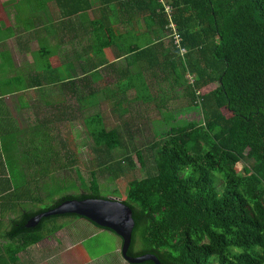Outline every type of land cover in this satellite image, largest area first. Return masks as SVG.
Instances as JSON below:
<instances>
[{"label":"trees","instance_id":"obj_1","mask_svg":"<svg viewBox=\"0 0 264 264\" xmlns=\"http://www.w3.org/2000/svg\"><path fill=\"white\" fill-rule=\"evenodd\" d=\"M100 1L105 11L113 10L112 0ZM118 1L123 2L124 28L135 25L132 21L138 16L144 19L148 15V21H156L153 26L158 31L167 33L172 44L167 51L172 59V76H178L181 70L189 77L184 88L189 111L202 116L200 120L184 119L181 113L170 110L173 117L163 119L168 125L164 128L167 135L152 145L156 149L154 173L129 182L124 202L132 209L135 221L129 256L154 255L162 264H264V0H167L186 55L175 44L173 31L168 28L171 21L160 0ZM134 5L138 12L131 10ZM92 8L89 4L85 12ZM82 13L79 10L75 14ZM112 25L110 19L94 21L87 31L95 39L87 49L82 48V39L78 45L81 49L75 47L71 52L60 45L40 44L32 54L31 69L36 70L28 73L26 89L20 90L37 91L47 107L60 108L71 98L79 109L99 106L101 92L97 85L104 79L101 70L115 69L103 58L115 46L110 42L115 33ZM138 51V47L128 49L117 58H126L127 74L129 56ZM148 54L152 52L143 50L137 57ZM88 55L92 59L84 65ZM98 75L100 79L96 80ZM14 85L11 83V87ZM212 85H216L214 90L202 94ZM131 91L136 92L134 103L153 102L152 97L142 98L143 90L130 78L118 84L110 101L119 99V105L125 102L120 109L128 113L125 107ZM51 96L56 101H49ZM63 117L59 112L58 122ZM85 122L99 154L111 155L122 147L121 130L109 128L101 113ZM50 138L48 134L49 142ZM61 145L64 150L65 145ZM67 153L65 149L64 155ZM138 160L144 166L141 153ZM125 162L134 165L128 155L115 166V177L125 173ZM89 198H103L95 173L89 193L63 195L48 208L25 213L12 223L8 237L22 239L24 249L38 244L45 238L49 222L63 217L86 218L50 216L27 229L31 218L63 201ZM58 230L56 227L51 233Z\"/></svg>","mask_w":264,"mask_h":264},{"label":"crops","instance_id":"obj_2","mask_svg":"<svg viewBox=\"0 0 264 264\" xmlns=\"http://www.w3.org/2000/svg\"><path fill=\"white\" fill-rule=\"evenodd\" d=\"M25 1L0 0V264H75L76 254L73 252L83 241L76 243L68 234L62 233V228H59L58 233L50 234L57 227L54 221L47 224L46 237L40 243L25 249L22 248V239L8 237L15 220L25 213L48 208L58 201L57 197L55 202L47 201V192L38 199L31 196L32 183L53 182L59 174V167L68 165L65 158L67 156L59 157L58 146L52 142V138L50 142L45 138L46 143H41L42 147L48 146L49 152L46 155L39 154L41 150L34 151L41 148V144L36 142L37 139L31 138V143L27 142V134L37 133L35 129H38V133H42L40 129H44L48 134L53 129L57 130L43 121L34 123L29 120L35 108L44 102L43 95H39L37 91L20 90L26 89L28 73L36 70L31 69L33 64L26 62L31 48L39 49L40 44L51 47L60 45L62 50L71 52L78 47L79 39H82V48L87 49L95 39L92 32H88L92 29V23L110 19L116 22L115 33L110 41L115 46L107 50L103 58L115 65L113 73L121 78H117L118 84L125 83L129 78L136 80L139 87L149 88L142 95L158 97V101L162 103L178 101V96L185 97V86L178 76H172V59L167 52L172 44L167 33L158 31L153 26L156 21H148V15L146 19H142V15L138 16V19L132 21L135 25L124 28L122 1L112 0L113 10L107 12L100 0H34L33 7L18 15ZM89 4L93 8L85 12ZM138 6L134 5L131 10L138 12ZM79 10H83V13L76 16L75 13ZM135 47L140 51L129 56L131 67L130 74H127L126 58H117ZM77 49L80 50L81 47ZM143 50H150L152 54L138 58L137 55ZM89 59H92V55L85 56L83 64L86 65ZM109 68L101 71L110 70ZM13 82L15 85L11 87ZM129 95L133 96L129 101L134 102L136 92L131 91ZM111 96L106 100H110ZM53 98L51 96L49 101L57 99ZM99 101H102L101 94ZM54 122L57 123L56 120H51L50 123ZM45 127L51 129L47 130ZM69 161L76 163L75 159ZM105 233L111 231L96 226L90 236H104ZM122 250L121 239L113 242L108 253L94 255L85 264L98 262L111 255L117 262L121 260L125 264ZM58 256L59 263L56 261Z\"/></svg>","mask_w":264,"mask_h":264},{"label":"rangeland","instance_id":"obj_3","mask_svg":"<svg viewBox=\"0 0 264 264\" xmlns=\"http://www.w3.org/2000/svg\"><path fill=\"white\" fill-rule=\"evenodd\" d=\"M33 6L34 0H26L20 8L21 10L18 15L28 11ZM15 18L17 20L16 16ZM112 22V27L115 29L116 22L114 20ZM29 50L30 48L28 47V51ZM36 50H38L37 47L31 48V54H28L29 56L26 58L27 64H33L32 53ZM102 72L104 79L97 85V88L101 92L102 100L99 106L95 108L79 109V104L71 98L66 99L65 105L60 108H57V105L47 107L44 98V102H42V104L40 103V105L35 108V111H33L29 120H32L34 123L43 121L44 124L48 123L52 125V128H57L56 131L54 129L52 130L50 137L53 139V143H56V146H58L60 155L63 156L64 150H68L66 155L68 157H65L68 161V165L59 168V174L55 176L57 177L55 181L32 183L30 195L34 198L38 199L44 197L43 194L47 192V195L49 196L47 201L53 200V202H55L56 197L59 199L63 195L89 193L93 173H95L100 181L101 195L103 198L125 201L127 198L129 182L131 180L143 179L154 173L156 149L152 145L154 142L165 138V135H167L164 128H167L168 125L164 123L163 119L165 116H168V118L173 117V114L169 113V111L172 110L175 113H181L179 116L184 119H202L199 112L194 110L189 111L190 102L188 97L181 96H178V101L160 103L158 97L144 94L142 95L143 99L148 100L152 97L153 100L152 103L146 105L129 101L133 99V96L129 95L125 108L130 111L127 113L125 109H120L121 106H124L125 102H121L119 105L117 103L119 99L114 100L113 102L106 100L108 96L112 95L113 91L117 90V78H119L120 75L113 73V70L111 69L103 70ZM107 72L108 74L106 75ZM178 77L186 87L189 78L185 77L181 70ZM95 79H100V76H96ZM140 82L142 81L140 80ZM215 88L216 85H212L202 90V94H207ZM140 89L144 92L147 91L146 88L141 86ZM168 89L170 90L171 88L169 87ZM54 101H56V99H54ZM59 112L63 113L64 117L58 122L57 118ZM98 113H101L104 116L109 128L118 127L122 132L123 145L122 147L111 151V155L108 154V152L105 154H99L95 150V142L85 122V119ZM51 120H56L57 123H50ZM50 129L51 128H47V130ZM158 130L160 131L159 133ZM34 131L37 133L27 134V142L31 143V138H33L37 139V144H45L46 142H44V138H48L47 131L44 129H40L42 133H38V129H35ZM61 143L65 145L64 150L61 149ZM43 144H41L39 150L34 151L41 150L39 154L42 153L46 155L49 152L47 150L48 146L42 147ZM138 153H141L143 156L144 166H142L138 160ZM106 154H108V157ZM128 155L132 157L134 165L131 166L129 165V162H125L124 167H122V169H125V173L120 174L119 177H115V166H117L118 163H121V161H125V157ZM27 158L29 159V157ZM74 158H78L76 163L69 161ZM105 158L107 161L103 162V159L105 160ZM44 159L45 158H42V160ZM66 162L64 161V163ZM104 163H106L105 166ZM106 168H108V170ZM63 170L65 171L63 172ZM53 221L54 224H57L58 229L62 228L63 234H68V236L76 241V243L83 241L82 245L73 252V254H76L75 264H85L94 255L108 253L113 246V242H119L121 240V238L113 233V231H111V233H105L104 236H90L92 229L96 226L86 219L63 217ZM56 233H58V231H56ZM138 250V247H136L134 252L137 253ZM56 261L59 263V256ZM91 264H124V262L121 260L117 262L115 257L111 255Z\"/></svg>","mask_w":264,"mask_h":264},{"label":"water","instance_id":"obj_4","mask_svg":"<svg viewBox=\"0 0 264 264\" xmlns=\"http://www.w3.org/2000/svg\"><path fill=\"white\" fill-rule=\"evenodd\" d=\"M58 215H78L101 228L113 231L123 240L122 254L128 264H162L154 255L129 256L135 221L132 209L122 200L105 198L66 200L54 209L31 218L26 228L33 229L41 223L42 219Z\"/></svg>","mask_w":264,"mask_h":264},{"label":"built area","instance_id":"obj_5","mask_svg":"<svg viewBox=\"0 0 264 264\" xmlns=\"http://www.w3.org/2000/svg\"><path fill=\"white\" fill-rule=\"evenodd\" d=\"M160 2L163 4L164 8H165V13H167L168 18L170 19L171 23L168 26L169 29H171L173 31V37L175 38V44L176 46L181 50V53L183 55L187 54V51L184 49H181V43H182V39L181 36L178 33V28L177 25L175 24V22L173 21V8L171 7V5L167 2V0H160ZM191 83H193L191 77H190ZM200 95V93H198Z\"/></svg>","mask_w":264,"mask_h":264}]
</instances>
